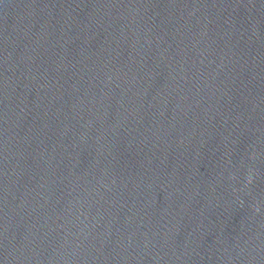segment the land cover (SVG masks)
<instances>
[{
	"label": "water",
	"instance_id": "water-1",
	"mask_svg": "<svg viewBox=\"0 0 264 264\" xmlns=\"http://www.w3.org/2000/svg\"><path fill=\"white\" fill-rule=\"evenodd\" d=\"M0 264H264V0H0Z\"/></svg>",
	"mask_w": 264,
	"mask_h": 264
}]
</instances>
